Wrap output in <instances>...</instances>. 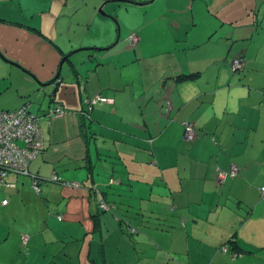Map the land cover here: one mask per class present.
I'll use <instances>...</instances> for the list:
<instances>
[{
	"label": "crops",
	"instance_id": "1",
	"mask_svg": "<svg viewBox=\"0 0 264 264\" xmlns=\"http://www.w3.org/2000/svg\"><path fill=\"white\" fill-rule=\"evenodd\" d=\"M0 51L45 147L0 186V264H264V0H0Z\"/></svg>",
	"mask_w": 264,
	"mask_h": 264
},
{
	"label": "built area",
	"instance_id": "2",
	"mask_svg": "<svg viewBox=\"0 0 264 264\" xmlns=\"http://www.w3.org/2000/svg\"><path fill=\"white\" fill-rule=\"evenodd\" d=\"M131 42L134 43L136 38L130 36ZM245 60L241 56L234 57L230 62V68L233 73L242 71ZM98 102H106L105 98L98 96L91 100L85 101L87 107L84 112L85 117L93 109V106ZM63 114L61 109H49L45 113L46 117H58ZM39 117L32 115L29 111V104H24L15 110L0 111V185L10 186L6 184L5 177L7 172H13L20 175H28V165L31 160L40 154L43 149L42 132L39 127ZM185 138L192 141L195 138V130L191 123H186ZM238 168L231 165L229 172H218L217 181L223 183L229 177L238 175ZM51 182L61 183L63 185L78 186L76 183L60 182V180L53 175ZM39 183L37 179H33L32 186L36 193L39 190ZM260 196L264 198V187L260 188ZM3 205L7 204L6 200L2 201ZM101 210H107V204L101 201L99 203ZM27 236L22 235L23 246L26 245ZM226 252L227 248H223Z\"/></svg>",
	"mask_w": 264,
	"mask_h": 264
},
{
	"label": "rangeland",
	"instance_id": "3",
	"mask_svg": "<svg viewBox=\"0 0 264 264\" xmlns=\"http://www.w3.org/2000/svg\"><path fill=\"white\" fill-rule=\"evenodd\" d=\"M190 1L191 0H187V5L189 6L190 5ZM141 8H144L143 6L141 7ZM141 13H143L142 11H141ZM0 60H1V62L3 63V66H4V71L2 70H0V91L4 88V86H9L10 85V83H11V80L12 79H15V80H17V82L18 83H20V84H24L25 83V80H27L26 78H28L26 75H23L24 73H22V72H19V71H17L18 70V68L17 67H15V66H13V65H10V64H8V63H6V62H4L1 58H0ZM3 68V67H2ZM6 68H13V70H15V71H13L14 73H11V72H9L8 71V69H6ZM20 70V69H19ZM22 76H24V78H22ZM2 78H4V79H2ZM10 80V81H9ZM6 81V82H5ZM24 82V83H23ZM11 87V89H8L7 91H5V92H3L1 95H0V109H1V105H3L5 102H6V100H9V101H11V98L13 97V96H15V94H16V91H15V88L13 87V86H10ZM41 97H43V94L41 93ZM48 99V97H46V100ZM37 104H39L38 102H36ZM37 104H35V102H33V104H32V110H31V112H36L37 111V108H38V106H37ZM89 116H90V114H88L87 115V118H89ZM45 185H49V184H44L43 183V185H40L38 188H39V190L41 191L42 190V194H41V196H39L35 191H34V189L32 188V187H30L32 190H31V192L33 193H27L26 194V204H29V205H34L35 204V202H36V197H34V196H38V197H40V200H41V202L43 203V204H45V202H44V200H43V198L44 197H46V195H45V188H46V186ZM13 188V187H12ZM15 188V187H14ZM33 195V196H32ZM9 199L11 200V197L9 196ZM15 213H17V211L15 210ZM21 214V213H20ZM10 222L12 223V221L10 220ZM28 249H29V247L27 246V248H24L23 249V247L20 249V251L21 252H23V254L25 253L26 254V251H28Z\"/></svg>",
	"mask_w": 264,
	"mask_h": 264
},
{
	"label": "trees",
	"instance_id": "4",
	"mask_svg": "<svg viewBox=\"0 0 264 264\" xmlns=\"http://www.w3.org/2000/svg\"><path fill=\"white\" fill-rule=\"evenodd\" d=\"M6 57V56H5ZM8 59V58H7ZM102 98H104V97H102ZM106 99V98H105ZM106 101H107V99H106ZM101 103H104V102H101ZM51 109H60V108H51ZM86 109H87V107L86 106H83V108H82V111H81V114L83 115V118L85 119V114H84V112H86ZM49 110V109H48ZM46 116V115H45ZM38 124H39V122H38ZM40 127V126H39ZM41 129V128H40ZM42 132V131H41ZM42 139H43V135H42ZM44 150H45V147H44V142H43V149H42V151L40 152V154L39 155H41L43 152H44ZM38 155V156H39ZM38 156H36L35 158H37ZM34 158V159H35ZM33 159V160H34ZM32 161V160H31ZM31 161L29 162V165H30V163H31ZM29 165H28V172H29ZM222 170H217V174H218V172H221ZM222 172H229V170L228 171H222ZM9 173H13V172H7V175H6V177H5V182H6V184H11V185H13V188L15 187V184L14 183H11V182H9L7 179H8V174ZM13 174H15V173H13ZM217 174H216V180H217ZM16 175H18V176H29V173H28V175H20V174H16ZM229 177V176H228ZM227 177V178H228ZM230 178H233V177H230ZM33 179H36V178H33ZM226 180V179H225ZM224 180V181H225ZM32 182H33V180H32ZM38 182H40L39 180H38ZM219 183V182H218ZM224 183V182H223ZM220 184H222V183H220ZM1 186V188H12V187H10V186H2V185H0ZM39 186H40V183H39ZM32 188H33V186H32ZM260 190V189H259ZM37 194H40V191L37 193ZM259 194H260V191H259ZM261 197V196H260ZM262 198V197H261ZM4 200H6L7 201V199H4ZM3 201V200H2ZM103 201V200H102ZM8 202V201H7ZM101 202V201H100ZM99 202V203H100ZM104 203H106L105 201H103ZM99 203H98V209H99V211H103V210H101L100 208H99ZM107 204V203H106ZM234 255H236V254H234Z\"/></svg>",
	"mask_w": 264,
	"mask_h": 264
},
{
	"label": "water",
	"instance_id": "5",
	"mask_svg": "<svg viewBox=\"0 0 264 264\" xmlns=\"http://www.w3.org/2000/svg\"><path fill=\"white\" fill-rule=\"evenodd\" d=\"M0 58H1L4 62H6V63H8V64H10V65H13V66L19 67V65H17L16 63L10 61L9 59H7V58L2 54L1 51H0ZM66 59H67V56H65L64 58L61 59V61H60V63H59L58 71H57L56 75L54 76V78H53L50 82H48V83H41L40 81L37 80V78H34V76L31 75L32 78H33V79L36 81V83H37L38 85H40L41 87H45V86H48V85H50V84H52V83H55V82L57 81L59 75H60L61 67H62V65H63V63L65 62ZM25 72H26V71H25ZM28 74H29V73H28Z\"/></svg>",
	"mask_w": 264,
	"mask_h": 264
}]
</instances>
